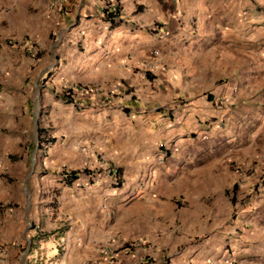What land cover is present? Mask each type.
<instances>
[{
	"label": "crops",
	"instance_id": "1",
	"mask_svg": "<svg viewBox=\"0 0 264 264\" xmlns=\"http://www.w3.org/2000/svg\"><path fill=\"white\" fill-rule=\"evenodd\" d=\"M55 5L62 31L55 117L37 116L23 101L17 110L7 104V118L20 132L11 143L37 127L44 139L54 138L39 149L47 153L45 167L90 171L70 185L60 172L55 179L41 175L43 187L59 191L57 214L67 219L61 237L73 243L60 264L85 257L92 264L245 263L249 242L263 235L251 226L264 221V191L241 205L227 200L237 173L212 172L216 158L207 141L220 108H231L233 129L264 102V0ZM105 9L117 10L119 20L111 24ZM218 139L213 143L225 138ZM106 164L117 172L107 174ZM32 173L15 172L24 190L29 179L31 191ZM225 237H232L229 247ZM99 244L105 247L96 250Z\"/></svg>",
	"mask_w": 264,
	"mask_h": 264
},
{
	"label": "rangeland",
	"instance_id": "2",
	"mask_svg": "<svg viewBox=\"0 0 264 264\" xmlns=\"http://www.w3.org/2000/svg\"><path fill=\"white\" fill-rule=\"evenodd\" d=\"M55 6V0H0V264H60L62 256L66 261L73 251V243L66 245L61 237L67 219L57 214L59 191L43 187L45 180L41 177L43 172H52L49 175L55 179L63 166H44L47 153L37 146V132L24 133L21 141L11 143L20 132L18 125L9 123L7 118V104L17 110L23 101L34 106L37 116L53 111L55 117L56 108L50 110L51 101L55 103L62 90L54 80L62 40ZM51 82L53 91L46 90ZM56 90L58 95L54 94ZM46 94L51 96L48 104ZM231 115L228 106L220 108L219 116L210 123L214 134L207 143L212 147L211 157L216 158L212 172L237 173V189L230 191V186L223 196L241 205L251 193L264 191V102L249 121L239 116L233 129L229 128ZM215 135L217 138L212 139ZM222 136V142L213 143ZM25 152L28 160L23 157ZM215 152L220 156L213 157L218 155ZM15 172H33L31 191L29 179L24 190L23 175ZM212 199L207 195L204 203L210 205ZM178 203L184 205L186 201L179 198ZM251 228L264 235V221ZM263 235L262 239H251L250 252L244 258L248 260L243 264H264ZM231 242L232 237H225L223 245L229 247ZM103 247L99 244L95 248ZM80 264H92V259L85 257Z\"/></svg>",
	"mask_w": 264,
	"mask_h": 264
},
{
	"label": "trees",
	"instance_id": "3",
	"mask_svg": "<svg viewBox=\"0 0 264 264\" xmlns=\"http://www.w3.org/2000/svg\"><path fill=\"white\" fill-rule=\"evenodd\" d=\"M104 18L108 21L111 22V24H114L116 23L118 20H119V17H118V11L117 10H108V9H105L104 10ZM0 90H1V85H0ZM46 131L44 129H40L38 128L37 129V140H38V148L41 149V148H44L45 146V143L47 140H45L43 137H42V134L45 133ZM54 138H50L48 141H53ZM82 172V173H86V172H90L88 171L87 169H83L82 171H79V170H69V169H63L62 172H60V175L62 177V180L67 183L68 185L72 184V182L76 181L79 177V173ZM237 183H233L231 190H236L237 189Z\"/></svg>",
	"mask_w": 264,
	"mask_h": 264
},
{
	"label": "built area",
	"instance_id": "4",
	"mask_svg": "<svg viewBox=\"0 0 264 264\" xmlns=\"http://www.w3.org/2000/svg\"><path fill=\"white\" fill-rule=\"evenodd\" d=\"M154 55H158V51L157 50H154ZM67 88V86H66ZM236 88H234L235 90ZM81 92L85 91V88H81L80 90ZM102 169L107 173V174H111L112 172H114V174L117 172V170L111 166V165H103Z\"/></svg>",
	"mask_w": 264,
	"mask_h": 264
}]
</instances>
